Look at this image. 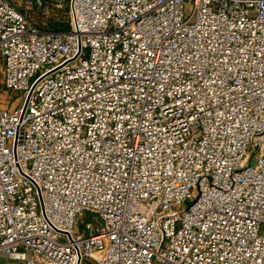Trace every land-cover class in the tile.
Returning a JSON list of instances; mask_svg holds the SVG:
<instances>
[{
	"label": "built area",
	"instance_id": "2783aa9c",
	"mask_svg": "<svg viewBox=\"0 0 264 264\" xmlns=\"http://www.w3.org/2000/svg\"><path fill=\"white\" fill-rule=\"evenodd\" d=\"M0 74V264H264V0H0Z\"/></svg>",
	"mask_w": 264,
	"mask_h": 264
},
{
	"label": "rangeland",
	"instance_id": "374dc122",
	"mask_svg": "<svg viewBox=\"0 0 264 264\" xmlns=\"http://www.w3.org/2000/svg\"><path fill=\"white\" fill-rule=\"evenodd\" d=\"M36 24L43 29H68L70 26V18L68 15V9L57 13L51 18L42 17L39 15L36 17ZM22 105V93L7 90L5 87L4 77L0 74V107L4 109L14 110ZM90 220L86 217L84 221Z\"/></svg>",
	"mask_w": 264,
	"mask_h": 264
}]
</instances>
